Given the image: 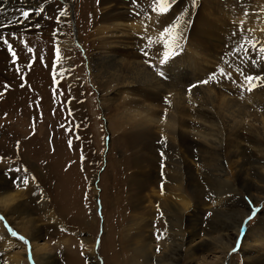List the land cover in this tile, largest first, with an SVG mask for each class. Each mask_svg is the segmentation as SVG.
<instances>
[{
    "label": "bare ground",
    "instance_id": "6f19581e",
    "mask_svg": "<svg viewBox=\"0 0 264 264\" xmlns=\"http://www.w3.org/2000/svg\"><path fill=\"white\" fill-rule=\"evenodd\" d=\"M14 1L0 0L1 33L17 30L21 23L32 24L38 18L39 0H22L18 5H14ZM137 2V8L132 12L129 7L122 8L101 0L102 17L107 22L98 33L107 35V44L113 45L108 52L104 49L91 52V56L99 53L98 57L91 59V69L99 87L107 92L103 103L105 107L113 105V113L106 120L112 129L124 130L122 134L128 137L135 150L138 147L133 158L137 169L133 181L138 184L135 186L134 210L141 203L147 207L138 221L127 228L123 245H118L131 252L128 260L117 252L113 244L107 251L106 260L108 264H180L184 259L187 264H219L216 261L223 258L215 257L214 251L226 255L231 242L240 240L242 262L264 264V223L247 229L241 224L242 215L233 207L239 187L250 201L263 199L254 194L259 184H262L261 194L264 195V81L256 83L257 86L249 91V85L245 86L241 76L217 66L215 49L220 47L219 42L222 43L221 37L224 36L221 29V33L212 29L220 18L216 21L206 19L211 30H204L203 22L194 20L192 29L196 31L195 36H206L199 37L200 44L190 39L187 41L186 33L181 30L183 25L176 26L171 35L164 36L159 47L162 59L163 53L168 51V61L158 65L145 62L138 54L135 55L134 49L147 42L148 32L155 31L152 32L154 37L161 35L159 24L163 22L164 13H159L156 0ZM177 4L179 8H172L170 15L174 10L181 13L187 26L192 11L188 6L182 7L181 1ZM250 6L255 11V21L246 19L242 11L237 22L244 27V34L238 31L241 36L227 38L230 43L236 41L232 46L238 53L245 54L244 70L250 75L258 73L264 77V53L258 52L264 47V0H252ZM223 10L229 19L235 12L231 6ZM25 11L30 13L28 18L22 15ZM138 11L144 16L138 15ZM132 19L139 24L128 23ZM151 21L156 22L153 30ZM220 23L223 22L220 20ZM168 27L169 23L164 29ZM222 28H226V22ZM136 35L140 40H136ZM217 36H221L220 41ZM166 41L169 42L167 49L164 47ZM30 52H37L36 45L30 48ZM0 54L5 55L1 44ZM220 54L223 53H219V58ZM227 54L224 56L229 57ZM67 67L70 69L71 65L68 63ZM160 72L164 75H159ZM161 139L168 140L170 147L177 148L182 168L176 178L167 179L161 187L151 186L157 177L153 146L157 141L162 147ZM165 164L170 166L165 171L173 175L176 170L171 164ZM197 170L201 177L195 176ZM199 182L212 190L207 197L202 196L205 200L199 199L202 195L200 187L204 186ZM15 183L5 175L0 176V220L3 223L0 226V264H24V252L40 264H53L50 248L45 242H40L44 227L37 221L41 219L33 216L23 190H14ZM191 190L196 198L194 202L189 198ZM29 202L41 210L44 219L62 226L46 200L32 198ZM156 209L162 210L166 228L154 237L151 218L157 213ZM204 210L211 216L223 212V218L217 224L208 223L200 230H188V225L201 227L199 217ZM237 221L240 226L235 225ZM12 231L19 238L17 241L12 237ZM90 255L95 259L92 251ZM207 257H215V261Z\"/></svg>",
    "mask_w": 264,
    "mask_h": 264
},
{
    "label": "rangeland",
    "instance_id": "374dc122",
    "mask_svg": "<svg viewBox=\"0 0 264 264\" xmlns=\"http://www.w3.org/2000/svg\"><path fill=\"white\" fill-rule=\"evenodd\" d=\"M20 1L15 0L14 5ZM108 1L122 8L129 7L132 12L138 5V2L133 4L131 0ZM178 1H181L182 7L188 6L192 11L187 26L181 13L174 10L170 15L172 8H179ZM251 2L169 0L168 11L162 15L163 22L159 24V30L163 32L169 23L168 28L175 31V27L182 24L181 30L183 34L186 33V40L200 44L199 37L206 36H195L196 31L192 29L194 20L203 22L204 30H211V26L207 27L206 19L216 21L220 18L222 25L218 24L219 20L212 30L219 33L222 30L224 37L219 36L222 43L219 42L220 47L215 49L218 54L214 61L219 68L241 76L245 86H248L245 76L250 74L243 68L245 54L238 53L232 46L236 41L230 43L227 36L234 39L241 36L239 32L243 33L244 27L237 22V16L242 15V11L246 19L255 21ZM102 5L101 0H39L38 18L32 24L21 23L17 30L0 32V37L6 39L12 47V52H9L8 46L0 40L5 52V55L0 54V176L5 175L8 180L16 182L14 190H23L24 199L28 207H31L33 216L37 220L41 219L37 221L44 227L40 242H45L50 248L53 264H108L107 251L112 244L127 259L131 252L118 245H123L127 228L132 227L141 212L147 209L145 203H141L134 210L135 186L138 187V184L133 181L137 172L133 158L138 147L135 150L128 137L122 134L124 130L112 129L106 120L113 113V105L111 103L105 107L103 101L107 98V92L99 87L91 69V59L99 56V53L91 56V52L102 49L108 52L113 45L107 44V35L98 33L99 28L107 22L102 17ZM227 6L233 7L232 11H235L231 19L223 10ZM39 9H43V12L40 13ZM62 11L66 13L63 16L60 15ZM137 14L144 16L139 11ZM129 22L139 24L134 19ZM224 22L226 28H222ZM155 24L151 21L152 30ZM244 25L248 27L245 20ZM152 32H148L147 42L137 46L134 53L145 62L158 65L162 59L159 47L165 38L161 35L154 37ZM234 33L235 36H232ZM219 37L216 39L220 41ZM136 40H140L138 35ZM64 44L66 46H62ZM33 45H36L37 52H30ZM226 52L229 57L224 56ZM219 53H223L220 58ZM257 75L260 76L258 73L253 76ZM5 85L8 87L5 88ZM161 142L162 147L157 141L153 146L157 158V177L151 186L156 184L161 187L164 181L176 178L180 172L181 157L177 148L170 147L166 139H161ZM161 150L164 151L163 156ZM165 162L176 170L173 175L165 171L170 167ZM195 176L201 177L199 170ZM202 185L199 199L212 192L208 185ZM262 190V184H259L254 194L263 199L250 201L242 188H238L233 207L242 215L241 224L246 225L247 229L257 223H264ZM193 194L191 190L189 198L192 202L196 199ZM32 198L46 200L62 226L44 219L41 210L29 202ZM154 206L157 204L154 203ZM156 212L158 214L151 218L154 237L166 228L161 216L162 210L156 209ZM222 215L223 212H219L211 216L204 210L199 217L201 227L188 225L187 229L200 230L207 227L208 223L217 224L223 218ZM190 216L194 219L193 215ZM250 216L251 220L248 219ZM238 224L237 221L235 225ZM1 225L3 223L0 220ZM12 237L16 241L19 239L14 231ZM235 242H231L230 251L226 255L214 251L215 257L223 258L216 263L244 264L239 253L242 241ZM91 251L95 259L91 257ZM24 254V264H40L28 253ZM215 257L207 258L213 261ZM180 264H187V260H182Z\"/></svg>",
    "mask_w": 264,
    "mask_h": 264
},
{
    "label": "snow or ice",
    "instance_id": "6c2138e0",
    "mask_svg": "<svg viewBox=\"0 0 264 264\" xmlns=\"http://www.w3.org/2000/svg\"><path fill=\"white\" fill-rule=\"evenodd\" d=\"M131 2H132L133 4H135V3L137 2V0H131ZM156 3H157V5H158V11H159V13L162 14V13H165V12L168 11V7H169V6H168V4H167V0H156ZM154 10H155V9H154ZM39 12L42 13V12H43V9H39ZM65 14H66V13L63 12V11L60 13L61 16L65 15ZM22 15H23L25 18H28L29 15H30V13L27 12V11H25V12L22 13ZM172 31H174V29H172V28H165L164 31L161 32V36H162V37H163V36H166V35H168L169 33H171ZM0 40H2V42L8 46V50H9V52H12V47H11V45L8 43V41H7L6 39H4L3 37H0ZM164 47H165V49H167V48L169 47V42L166 41V42L164 43ZM252 47L254 48L255 45H252ZM258 52H260V53H264V47L259 48V49H258ZM247 54H248V53L246 52V55H247ZM13 55H14V53H13ZM145 55H147L146 52H145ZM168 59H169V53H168V51H165V52L163 53V59L160 60V63H161V64H164V63H166V62L168 61ZM262 59H264V56H262ZM252 63H255V61L253 60ZM220 71H221V74H222V75H225V73L223 72V70H220ZM158 74L161 75V76L164 75L163 72H160V73H158ZM228 78H230V77H228ZM245 80H246V81L248 82V84H249L248 90L251 91L254 87L257 86L256 83H255V81H264V77H261V76H259V75H257V76L246 75V76H245ZM204 82L206 83L207 81H204ZM22 86H23V85H22ZM7 87H8V86L5 85V88H7ZM69 144L71 145V140L69 141ZM161 155L163 156V153H161ZM24 183H27V181H24ZM248 219L251 220L252 217L250 216Z\"/></svg>",
    "mask_w": 264,
    "mask_h": 264
},
{
    "label": "water",
    "instance_id": "95a60500",
    "mask_svg": "<svg viewBox=\"0 0 264 264\" xmlns=\"http://www.w3.org/2000/svg\"><path fill=\"white\" fill-rule=\"evenodd\" d=\"M104 162H105V159H104ZM104 166V165H103ZM102 169V168H101ZM98 174V173H97Z\"/></svg>",
    "mask_w": 264,
    "mask_h": 264
}]
</instances>
